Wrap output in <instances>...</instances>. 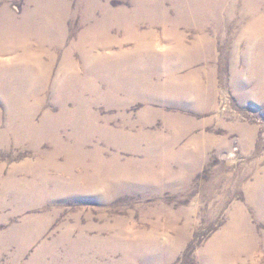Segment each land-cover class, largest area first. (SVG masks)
Returning <instances> with one entry per match:
<instances>
[{
    "label": "rangeland",
    "instance_id": "1",
    "mask_svg": "<svg viewBox=\"0 0 264 264\" xmlns=\"http://www.w3.org/2000/svg\"><path fill=\"white\" fill-rule=\"evenodd\" d=\"M193 1L0 0V264H264V0Z\"/></svg>",
    "mask_w": 264,
    "mask_h": 264
},
{
    "label": "bare ground",
    "instance_id": "2",
    "mask_svg": "<svg viewBox=\"0 0 264 264\" xmlns=\"http://www.w3.org/2000/svg\"><path fill=\"white\" fill-rule=\"evenodd\" d=\"M95 0H89V3L91 2H94ZM150 1V0H149ZM199 1L201 0H196V1H193L192 4L193 5H198L199 4ZM202 1H207V0H202ZM225 0H213V2L215 3V5H217L219 3L220 7L223 6V4L225 3L224 2ZM146 2V0H145ZM152 2V0H151ZM224 2V3H223ZM230 2V1H229ZM149 3V2H148ZM177 4V3H176ZM227 4V3H226ZM230 4V3H229ZM235 5V4H234ZM258 5V4H257ZM90 6V4H89ZM226 6V5H225ZM229 6V5H228ZM145 7V6H144ZM209 7V6H207ZM219 7V8H220ZM92 8V7H91ZM194 8V7H193ZM219 8H216L217 11H212L210 9H207L205 12L206 14L209 16V15H216L219 11ZM244 10L245 11H250L252 8L250 6H248L247 4H244ZM98 9V8H97ZM215 9V8H214ZM259 9V8H258ZM228 10V8H227ZM230 10V9H229ZM243 10V11H244ZM257 10V9H256ZM191 11V10H190ZM142 12V11H141ZM146 12V11H145ZM197 12V11H196ZM234 12V11H232ZM252 12V11H250ZM260 12V11H259ZM107 13V12H106ZM144 13V12H143ZM142 13V14H143ZM231 13V12H230ZM249 13V12H248ZM262 12L260 13H256L255 11L251 13V15H259L261 14ZM145 14V13H144ZM123 15V14H122ZM126 15V14H125ZM148 15V14H146ZM155 15V14H154ZM184 15V14H183ZM222 15V14H221ZM6 16V15H5ZM90 16V12L89 11H86L85 12V17L88 18ZM116 16V15H115ZM133 16V15H132ZM142 16V15H141ZM192 16V15H191ZM243 16V15H242ZM253 16V17H255ZM263 16V14H262ZM128 17V16H127ZM131 17V16H130ZM243 18V17H242ZM258 18V17H256ZM23 19V18H22ZM115 19V18H114ZM120 19V18H119ZM138 19V17H137ZM250 19V18H248ZM247 19V20H248ZM18 20V19H17ZM91 18H88V19H85V21H90ZM107 23H106V26L104 27V32H108L110 31L111 27V22L113 19L111 18H107ZM253 20V19H252ZM102 21V20H101ZM100 21V22H101ZM206 21V20H205ZM254 21V20H253ZM263 21V20H262ZM135 22V21H134ZM158 22V21H157ZM247 22V21H246ZM250 22V21H249ZM261 22V20H260ZM87 23V22H86ZM133 23V22H132ZM248 23V22H247ZM253 23V22H252ZM5 24V23H4ZM19 24V22H18ZM23 26H19L17 28V32H14L13 35H10V34H5V38L6 41H8L9 43L6 42V47H10L9 45H11V47H25V19L23 20ZM89 24V23H88ZM103 24V22H102ZM124 24V23H123ZM249 24V23H248ZM258 24V23H257ZM12 25V24H11ZM253 25V24H252ZM255 27H256V24L254 23ZM253 25V26H254ZM29 26V25H27ZM97 26V25H96ZM251 26V25H250ZM259 26V25H258ZM261 26V25H260ZM134 27V26H133ZM90 28L87 27V30H89ZM134 29V28H132ZM252 29V27H251ZM256 29V28H255ZM255 29H254V33H255ZM258 29V27H257ZM257 29H256V32H257ZM261 29V28H260ZM3 31V30H2ZM138 31V29H137ZM253 31V29H252ZM264 31V30H263ZM259 32V31H258ZM260 32L262 33V30H260ZM259 32V33H260ZM2 33V32H1ZM87 35L91 34L89 31H86L85 32ZM127 34V33H126ZM140 34V33H139ZM4 35V33H3ZM136 35V34H135ZM256 35V34H255ZM264 35V34H263ZM262 35V36H263ZM257 36V35H256ZM259 37V36H258ZM94 39V38H93ZM256 39V37L254 38ZM258 39V38H257ZM81 40V39H80ZM206 40V39H205ZM0 44L3 43L2 40L0 39ZM255 41V40H254ZM5 42V41H4ZM80 42V41H79ZM84 42V41H83ZM93 42V41H92ZM201 42V40H200ZM206 42V41H205ZM201 44V43H200ZM241 44V43H239ZM244 45V44H243ZM143 44L141 43L139 45V47H142ZM236 46V45H235ZM239 46V45H238ZM250 47V45H248ZM235 48V47H234ZM94 50V49H93ZM11 51V50H10ZM88 54V53H87ZM157 56V55H156ZM155 57V56H154ZM87 61V60H86ZM138 67V66H137ZM257 70V69H256ZM133 71V70H132ZM1 75V74H0ZM9 75V74H7ZM75 75V74H74ZM1 77V76H0ZM4 77V75H3ZM143 82V81H142ZM180 84V83H179ZM151 86V85H150ZM192 86V85H191ZM142 87V86H141ZM168 87V86H167ZM172 87V86H170ZM174 87V86H173ZM178 87V86H177ZM153 88V87H152ZM158 88V87H157ZM164 89V88H163ZM61 90V89H60ZM80 90V89H79ZM151 91V90H150ZM168 91V90H167ZM175 92V91H174ZM151 93V92H150ZM149 94V93H148ZM25 95V94H24ZM58 95V94H57ZM3 96V95H2ZM14 102H15V99H14ZM9 103V102H8ZM13 104V103H11ZM7 106V105H6ZM5 106V107H6ZM10 107V106H9ZM19 107V106H18ZM13 111V110H12ZM62 111V110H61ZM19 112V111H18ZM22 112V111H21ZM20 113V112H19ZM23 113V112H22ZM21 115V114H20ZM11 116V115H10ZM18 116V115H17ZM58 117V116H57ZM15 119V118H14ZM25 119V118H24ZM24 124V123H23ZM8 125V124H7ZM13 125V124H12ZM23 126V125H22ZM29 126V125H28ZM25 127V126H24ZM32 127V126H31ZM35 127V126H34ZM11 128V127H10ZM30 131V130H29ZM36 131V130H35ZM20 133V132H19ZM21 134V133H20ZM54 134V133H53ZM251 135V134H250ZM75 136V135H74ZM252 137V135H251ZM81 138V137H80ZM253 138V137H252ZM251 138V139H252ZM79 140V139H78ZM130 141V140H129ZM80 142V141H79ZM72 143V142H71ZM70 144V143H68ZM72 148V147H71ZM80 149V148H79ZM101 163V162H100ZM98 164V163H97ZM49 165V164H48ZM263 173V172H262ZM39 176V175H38ZM43 179V177H42ZM39 180V179H38ZM41 180V179H40ZM259 180V179H258ZM44 181V179H43ZM259 182V181H257ZM38 184V183H37ZM254 185V184H253ZM264 185V184H263ZM45 186V185H44ZM255 186V185H254ZM259 186V185H258ZM248 187V185L246 186ZM250 187V186H249ZM264 188V187H263ZM43 189V188H42ZM246 189V188H245ZM248 190V189H247ZM250 191V192H249ZM249 193H253L254 191H252V188L249 189ZM250 195V194H249ZM252 198V197H251ZM241 210V209H240ZM236 212V211H235ZM232 216V215H231ZM236 216V217H234ZM234 220L232 223H230L229 225H226V227L220 231L218 234H216L214 236V238L207 244V247L204 249L203 253H207V259L210 260V262H213L214 264L216 262H221L223 259H225V257L227 256L226 254L229 253V252H232L233 251V255L239 253V251L241 250V254L244 253L250 246V244L252 245V242H251V239H253V236L250 235L249 239L245 238L240 232V228L243 227V229H246L247 227V223H246V220H245V216L243 215V212H240L238 211L237 209V212H236V215H234ZM242 229V228H241ZM249 232V231H248ZM264 238V237H263ZM249 252V251H248ZM247 253H245L246 255ZM228 256H231L228 254ZM248 257V256H247ZM207 261V260H206ZM212 263V264H213Z\"/></svg>",
    "mask_w": 264,
    "mask_h": 264
}]
</instances>
